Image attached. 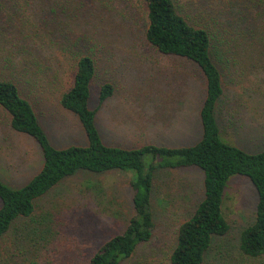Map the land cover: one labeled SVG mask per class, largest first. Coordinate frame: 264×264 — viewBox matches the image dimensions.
<instances>
[{
    "label": "rangeland",
    "instance_id": "rangeland-1",
    "mask_svg": "<svg viewBox=\"0 0 264 264\" xmlns=\"http://www.w3.org/2000/svg\"><path fill=\"white\" fill-rule=\"evenodd\" d=\"M218 4L219 1L213 3ZM117 22L104 24L99 35L93 34V21L86 24L91 40L103 36L102 43L109 45L100 61V75L92 83L91 107H98L105 78L116 80L118 85L114 96L96 113V125L104 142L122 147L194 144L203 134L199 113L206 93L199 67L185 58L152 48L144 35L143 13L136 31L135 26ZM261 24L257 22L256 32L242 40L241 48L228 54L230 64L223 67L225 94L218 111L225 138L251 153L264 150ZM12 51L16 56L15 47ZM57 51L52 52L53 59L48 63V51L39 55L34 52L40 65L30 66L28 77L21 67L16 72L22 81L27 77L25 91L31 96L52 145L85 146L89 141L79 116L61 105L63 84H67L71 72ZM6 113L0 106V179L21 187L41 170L44 155L34 137L12 128ZM151 156H145L147 164ZM133 175L131 170L79 169L64 178L36 199L34 222L26 218L12 225L0 242V258L10 264H87L106 240L125 230L135 213ZM203 194L204 172L199 167L156 171V227L151 240L140 245L126 264H171L169 256L176 242V230L193 213ZM257 199V190L248 177L236 175L229 181L225 212L231 229L227 235L214 237L205 264H258L263 260H250L239 253L241 233L255 220ZM20 233L21 245L16 237ZM34 238L36 241H32Z\"/></svg>",
    "mask_w": 264,
    "mask_h": 264
},
{
    "label": "trees",
    "instance_id": "trees-1",
    "mask_svg": "<svg viewBox=\"0 0 264 264\" xmlns=\"http://www.w3.org/2000/svg\"><path fill=\"white\" fill-rule=\"evenodd\" d=\"M142 13L149 45L196 64L205 79L206 93L199 113L203 134L192 145H108L96 125L98 109L114 96L118 85L116 80L105 78L98 107H91L92 83L100 75V61L109 45L102 43L103 36L91 40L86 24L93 21V34L114 20L135 26L136 31L142 24ZM259 21L264 28V0H0V106L12 128L34 137L44 155L41 170L23 186H10L0 179V242L15 222L26 218L34 222L36 199L79 169L131 170L135 213L125 230L106 240L87 263L126 264L140 245L151 240L156 227V171L196 166L204 172L203 199L178 226L170 263L205 264L214 237L227 235L231 229L225 212L226 190L229 181L241 175L252 181L258 199L255 220L241 233L239 253L250 260L263 259L258 264H264V150L251 153L228 141L218 123L228 54L243 46L240 43L256 32ZM55 50L61 52L71 72L63 84L61 105L79 116L88 136L85 146L52 145L25 91L30 66L40 65L33 53L48 51V63ZM20 67L27 75L23 81L16 72ZM146 155H152L148 164ZM16 237L21 245V233ZM0 264L10 263L0 258Z\"/></svg>",
    "mask_w": 264,
    "mask_h": 264
}]
</instances>
